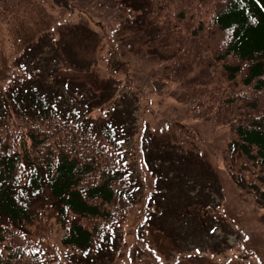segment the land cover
Masks as SVG:
<instances>
[{"label": "rangeland", "instance_id": "obj_1", "mask_svg": "<svg viewBox=\"0 0 264 264\" xmlns=\"http://www.w3.org/2000/svg\"><path fill=\"white\" fill-rule=\"evenodd\" d=\"M145 3L0 0V101L42 95L82 120L109 119L138 179L109 248L76 251L57 224L42 240L30 232L41 264H264V209L232 177L230 127L210 98L233 82L217 64L204 86L198 64L164 56ZM34 207L53 216L49 189Z\"/></svg>", "mask_w": 264, "mask_h": 264}, {"label": "trees", "instance_id": "obj_2", "mask_svg": "<svg viewBox=\"0 0 264 264\" xmlns=\"http://www.w3.org/2000/svg\"><path fill=\"white\" fill-rule=\"evenodd\" d=\"M143 8L164 56L198 64L204 86L219 65L222 81L233 82L211 88L223 95L210 98L217 120L230 127L232 177L264 209V0H146ZM24 96L0 101V264H41L30 232L42 240L57 224L76 251L109 248L138 189L118 126ZM21 123L33 128L21 131ZM45 189L50 217L34 207Z\"/></svg>", "mask_w": 264, "mask_h": 264}]
</instances>
